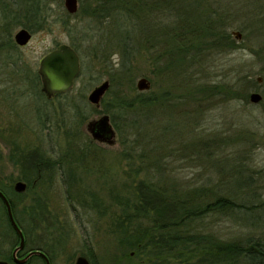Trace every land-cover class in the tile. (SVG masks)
Returning a JSON list of instances; mask_svg holds the SVG:
<instances>
[{
	"label": "trees",
	"instance_id": "trees-1",
	"mask_svg": "<svg viewBox=\"0 0 264 264\" xmlns=\"http://www.w3.org/2000/svg\"><path fill=\"white\" fill-rule=\"evenodd\" d=\"M4 1L0 0V3ZM78 1V11L71 15L63 9L60 21L57 22L70 34L76 33L80 38V42L70 45L80 58L81 70L78 78L85 76L98 65L112 69L108 56L113 53L109 48L114 47L120 56L119 67L114 68L115 70L130 74L134 60L139 56L147 57L149 73L153 76L152 82L160 91L159 76L162 74L167 75L173 70L185 75L198 60L208 62L214 53L228 54L236 49L238 46L230 31L234 29L260 40L259 49L264 55V11L258 10L264 4L258 3V0ZM25 2L28 3L24 8V17L30 31L52 26V0ZM237 3L242 4L245 13L236 9ZM3 12L1 27L7 30L0 31V52L6 48H19L9 29L13 22L19 21L20 16L12 14L7 20L9 16L5 9ZM78 16L83 20L81 25L70 24V20ZM255 27L257 30H251ZM95 31L99 33L97 42L93 34ZM257 54L262 56L260 52ZM200 67L204 71V66ZM97 78L95 76L93 80ZM110 78L114 82L113 77ZM190 78L192 76L185 82L186 86L178 90L173 86L158 91L159 93L154 90L121 92V95H116L105 106V111L110 114L111 122L124 146L120 155L128 162L133 174L119 190L115 189L117 192L111 191V201L107 203H103L104 200L93 193L92 196L83 195L80 199L79 196L75 197L84 209H98L102 217L108 216V231L112 233L115 250L118 252L112 264H264L263 236L251 233L243 237L235 235L222 238L208 225L213 217L229 218L244 214L255 219V215H264V199L256 198L258 192L238 194L236 191L235 195H230L218 192V187L206 186L185 190L180 186L182 184H160L156 179V171L153 169L156 170L160 162L157 159L160 147L155 124L156 112L170 106L181 111L188 108L189 101L198 109L203 100L209 101L220 94L235 95L237 98L240 85H245L243 89L247 92L252 82L240 78L238 84L233 85L204 79L193 81ZM256 82L260 83L258 79ZM29 85L43 101L35 109L41 128H63L65 151L57 152L54 156L42 146L29 145V156H25L23 151L19 157L11 160L22 166V179L27 184V194L37 189L41 183H49L52 187L55 181L62 180L68 187L67 195H71L72 201H69L74 206L77 201L70 191L79 186L78 173L80 170L87 173V170L96 165V159L104 154L98 142L82 130L89 115L88 105L69 95L72 89L48 99L39 88V74L30 65ZM248 97L250 99V95L246 94L241 98L247 100ZM55 100L58 104L52 106ZM189 147L197 150L199 154L203 151L199 141L191 142ZM101 175L104 176L103 173ZM248 180L237 178L236 182L250 186L251 181ZM0 190L10 200L16 220L26 229L29 227V213L30 220L33 219L35 225L48 222L47 216L50 212L41 197L35 199V205L30 209L29 206L24 207L22 217L16 209V202L8 197L7 190L2 185ZM0 203L6 219L5 207L1 200ZM257 223L258 221L251 222L245 228L255 230ZM59 241L61 246L65 244V248L62 247L65 252L68 244L62 242V237ZM84 248L82 255L90 264H98L92 242ZM36 249L44 251L52 264L54 249L51 252L44 246Z\"/></svg>",
	"mask_w": 264,
	"mask_h": 264
},
{
	"label": "rangeland",
	"instance_id": "rangeland-1",
	"mask_svg": "<svg viewBox=\"0 0 264 264\" xmlns=\"http://www.w3.org/2000/svg\"><path fill=\"white\" fill-rule=\"evenodd\" d=\"M257 2L264 4V0ZM27 3L25 0H5L4 3H0V27L4 19L2 16L4 9L9 16L7 20L12 14L20 16L19 21L13 22L9 29L13 40L19 29L29 25L24 17V8L27 7ZM238 3L237 6L235 5L236 9L240 13H245V8ZM63 9H65L64 0H52V26L35 32L29 30L32 38L26 46L13 50L6 48L0 52V122L1 125L6 126H9V123L17 125L16 130H13L14 134H11L10 130L0 131V185L7 190L8 197L16 202V209L22 217H24V207L29 206L30 209L35 205V199L38 197H41L44 206L50 212L47 216L48 222L39 225H35L33 219L30 220L29 213V227L27 226L29 248L44 246L50 249V252L54 249L52 264H75L76 258L85 250L84 246L92 242L98 264H112L118 252L116 253L115 250L116 244L112 233L108 231L110 225L108 216L102 217L98 209L93 211L89 208L84 209L76 197L79 196L80 199L83 195L92 196L94 194L104 200L103 203H107L111 201V191L117 192L116 188L119 190L122 184L129 181V176L133 172L128 162L120 155L124 146L117 131L114 145L98 143L104 154L96 159V165L94 164L90 170H87V173L84 170L78 173L79 186L70 191L77 201L74 206L70 202L72 201L71 195H67L68 187L62 180L55 181L52 187L49 183H41L37 189L29 191L28 194L25 190L20 196L16 195L13 189L15 182L25 181L22 179V166L15 164L11 159L19 157L23 151L26 153L25 156H29V145L42 146L54 156L57 152L65 151L63 128L58 126H53L50 130L41 128L35 109L43 101L35 95L29 85V65L38 73L39 62L49 51L61 44L71 45L80 42L78 34H70L66 28L57 23L60 21ZM258 10L264 11V6ZM82 21V18L78 16L71 19L70 24L79 23L81 25ZM251 30H257V28ZM230 31L237 43L236 49L228 54L214 53L209 57L208 62L203 61L204 64L202 60H198L186 72V76L173 72V70L167 75L162 74L159 76L160 91L173 88V86L177 90L180 87L183 88L190 76H192L190 80L193 81L204 79L233 85L238 84L237 81L240 78H245V80L252 81L249 89L247 88V92H244L245 85H240L237 98L235 95L220 94L209 101L203 100L198 109L189 101L188 108L181 109V111L170 105V107L157 111L155 124L160 147L157 159L160 162L159 167L153 170L156 171V179L160 184L174 183L175 186L182 184L180 186L185 190L205 186L221 187L222 189L217 188L216 190L230 195H235L236 191L238 194L256 191L258 192L256 198L263 200L264 55L259 49L260 40L255 36L245 35V32L238 29ZM236 31L241 34L240 38L234 34ZM93 34L97 42L98 31ZM111 49L113 53L109 55L108 52V59L112 64V69L98 65L85 76L77 78L69 93L78 101H84L85 105H88L87 114L89 115L82 130L90 138L92 137L86 129L87 122L104 114L110 116L105 111V106L109 105L116 95H121V92H141L137 89V81L140 78L146 77L151 82V88L143 92L154 90L157 93L159 91V87L154 86L152 82L153 76L149 73L147 57H137L133 62L132 71L126 74L114 69L119 67L120 56L114 47L109 48ZM257 52H260L262 56H259ZM200 66H204V71ZM95 76L98 78L93 80ZM110 77H113L114 82ZM258 77L263 78L259 84L256 82ZM105 80L111 81L110 90L102 99L100 107L97 108L88 101V95L95 86ZM254 91L259 92L263 97L258 104L251 103L249 97L247 100L241 98ZM57 104L58 101L55 100L51 105L57 106ZM195 141H199L203 147L200 154L189 147L190 143ZM237 178L249 179L251 185L237 183L240 182H236ZM240 187L241 190H239ZM254 218L244 214L229 218L226 216L213 217L208 221V225L222 238L235 235L243 237L251 233L264 237V215H255ZM256 221L258 223L255 230L250 231L251 229L245 228V225L248 226L249 223ZM0 224L1 237L4 231L8 230L1 203ZM61 237L62 242L68 244L65 252L62 251L65 244L61 246L58 243ZM130 254L133 255V252Z\"/></svg>",
	"mask_w": 264,
	"mask_h": 264
},
{
	"label": "water",
	"instance_id": "water-1",
	"mask_svg": "<svg viewBox=\"0 0 264 264\" xmlns=\"http://www.w3.org/2000/svg\"><path fill=\"white\" fill-rule=\"evenodd\" d=\"M64 6L66 11L73 15L78 11L79 3L78 0H64ZM234 34L237 38L241 37V34L237 31L234 32ZM31 38L32 33L25 28H21L15 33L14 42L18 47H24L29 43ZM80 70V58L74 48L68 44H61L59 47L52 49L44 55L39 62L38 74L41 78L42 93H44L48 99H52L56 94L71 90L80 74ZM261 80V77H258V81L261 82ZM109 88V80L101 82L89 93L88 101L99 108ZM150 88L151 82L146 77H142L137 81V89L139 91H147ZM262 99L263 97L259 92L254 91L250 94V102L253 104H258ZM86 129L94 141L101 144H115L117 133L108 114L88 121ZM13 189L18 194L24 193L27 189V184L23 181H17L14 183ZM0 198L6 207L12 225L20 234L21 241L19 248H21L24 244V236L15 221L10 200L2 190H0ZM32 255H40L45 258L47 264H50L48 256L40 250L31 251L24 260ZM0 264L8 263L0 261ZM75 264H90V261L85 256L80 255L76 258Z\"/></svg>",
	"mask_w": 264,
	"mask_h": 264
},
{
	"label": "flooded vegetation",
	"instance_id": "flooded-vegetation-1",
	"mask_svg": "<svg viewBox=\"0 0 264 264\" xmlns=\"http://www.w3.org/2000/svg\"><path fill=\"white\" fill-rule=\"evenodd\" d=\"M25 29L29 31V25ZM0 30H7V29L0 27ZM0 120H1V114H0ZM8 125L9 126L3 125V124L1 125V122H0V131L10 130L11 131L10 133L14 134L13 130H16L17 125L15 123H9ZM2 126H6V127L2 128ZM0 200L2 204L4 205L1 198ZM5 211H6V207H5ZM5 213H6V223L8 225L7 226L8 230L4 231V233L0 237V261L7 262L8 264H41L42 262H44V264H47L45 258L40 255H32L31 257H28L26 260H24L31 251L40 250V249L29 248V231H27L26 227L22 225L18 220H16L14 216L15 221L18 227L21 229L23 236H24V244L21 248H19L20 241H21L20 234L17 231V229L12 225L8 217L7 211ZM1 230L2 229H1V224H0V231ZM49 261H50V258H49ZM50 264H51V261H50Z\"/></svg>",
	"mask_w": 264,
	"mask_h": 264
}]
</instances>
